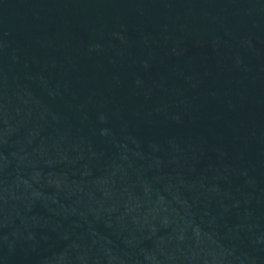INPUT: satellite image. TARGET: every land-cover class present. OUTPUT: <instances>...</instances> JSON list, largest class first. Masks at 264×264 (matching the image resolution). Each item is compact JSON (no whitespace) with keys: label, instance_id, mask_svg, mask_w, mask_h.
I'll use <instances>...</instances> for the list:
<instances>
[{"label":"water","instance_id":"obj_1","mask_svg":"<svg viewBox=\"0 0 264 264\" xmlns=\"http://www.w3.org/2000/svg\"><path fill=\"white\" fill-rule=\"evenodd\" d=\"M0 264H264V0H0Z\"/></svg>","mask_w":264,"mask_h":264}]
</instances>
